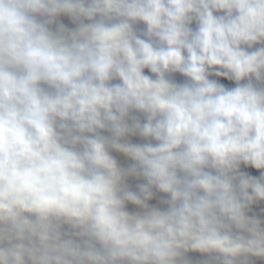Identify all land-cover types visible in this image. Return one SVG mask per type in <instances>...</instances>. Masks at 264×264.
Masks as SVG:
<instances>
[{
  "label": "clouds",
  "instance_id": "clouds-1",
  "mask_svg": "<svg viewBox=\"0 0 264 264\" xmlns=\"http://www.w3.org/2000/svg\"><path fill=\"white\" fill-rule=\"evenodd\" d=\"M260 202L264 0H0V264H254Z\"/></svg>",
  "mask_w": 264,
  "mask_h": 264
}]
</instances>
